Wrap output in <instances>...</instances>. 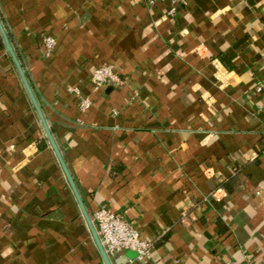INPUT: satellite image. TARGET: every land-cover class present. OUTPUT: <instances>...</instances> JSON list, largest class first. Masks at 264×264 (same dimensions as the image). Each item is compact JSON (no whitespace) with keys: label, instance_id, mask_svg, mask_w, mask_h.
<instances>
[{"label":"crops","instance_id":"obj_1","mask_svg":"<svg viewBox=\"0 0 264 264\" xmlns=\"http://www.w3.org/2000/svg\"><path fill=\"white\" fill-rule=\"evenodd\" d=\"M0 19L91 218L153 243L112 264H264V0H0ZM103 65L123 83L95 89ZM0 264H103L1 31Z\"/></svg>","mask_w":264,"mask_h":264},{"label":"built area","instance_id":"obj_2","mask_svg":"<svg viewBox=\"0 0 264 264\" xmlns=\"http://www.w3.org/2000/svg\"><path fill=\"white\" fill-rule=\"evenodd\" d=\"M150 3H155L160 0H148ZM173 3H183L186 0H168ZM170 13H173L171 11ZM44 54L51 56L56 48V40L48 35L44 37ZM121 85L122 79L115 73L111 66L103 65L97 67L92 72V83L95 89H100L106 83ZM257 91H264V84L257 86ZM82 109H87L91 106L89 99H83L81 103ZM264 156V149L262 150ZM92 220L97 228L101 242L106 253L112 259L124 250H134L137 252V259L145 261L152 257L153 243L144 240L140 237L139 232L135 229L126 217L111 208L102 205L97 208L92 216ZM223 264H241L234 260H227Z\"/></svg>","mask_w":264,"mask_h":264},{"label":"water","instance_id":"obj_3","mask_svg":"<svg viewBox=\"0 0 264 264\" xmlns=\"http://www.w3.org/2000/svg\"><path fill=\"white\" fill-rule=\"evenodd\" d=\"M0 31L2 34V38H3L4 44H5L6 50H7L8 54L10 55V57L12 58L15 66L17 68V71L21 77V80L24 84V87L26 88V90H27V92H28V94L32 100V103H33V105H34V107H35V109H36V111H37V113L41 119L43 127L46 131L47 137H48L49 142L51 144V147H52V149H53V151H54V153H55V155H56V157H57V159H58V161H59V163H60V165L64 171V174L66 175V178L69 182V185H70V187L74 193V196H75V198L79 204L81 212H82V214H83V216H84V218L88 224V227L91 231V234L93 236V239H94V242H95L96 247L98 249V252H99L101 259L103 261V264H112V261H111L110 257L108 256V254L106 253L105 248L101 242L97 228H96V226H95V224H94V222H93V220H92V218H91V216H90V214H89V212L85 206L84 200H83V198H82V196H81V194L77 188V185H76V182L73 178V175L71 174V172L67 166V163H66V161H65V159H64V157H63V155H62V153H61V151H60V149H59V147H58V145H57V143L53 137V134H52L45 118H44L42 109H41V107H40V105H39V103L35 97V94L32 90V87H31L30 82L28 80V77L25 73V70H24L15 50H14V47H13V45H12V43L8 37V34L5 30L2 22H1V19H0Z\"/></svg>","mask_w":264,"mask_h":264}]
</instances>
